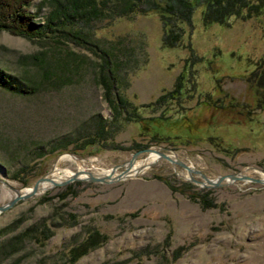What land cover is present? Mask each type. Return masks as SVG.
<instances>
[{"label":"rangeland","instance_id":"obj_1","mask_svg":"<svg viewBox=\"0 0 264 264\" xmlns=\"http://www.w3.org/2000/svg\"><path fill=\"white\" fill-rule=\"evenodd\" d=\"M202 6L172 47L161 43L155 12L64 24L39 39L0 29V69L25 87L0 86V204L14 188L49 176L61 155L74 161H64L69 171L60 168L59 176L116 164L114 172L130 173L50 185L1 210L0 264H264L263 183L204 186L164 158L146 165L154 152L124 166L136 149L154 147L210 178L237 171L264 177V7L203 25ZM28 8L40 20L48 6L32 0ZM105 49L122 58L120 67L130 64L120 91L133 104L170 89L181 71L180 104L141 108L151 116L144 126L114 119L96 80ZM187 56L194 60L186 64ZM97 119L105 121L99 135ZM95 232L105 238L87 245ZM83 242L86 250L72 259L69 249Z\"/></svg>","mask_w":264,"mask_h":264},{"label":"trees","instance_id":"obj_2","mask_svg":"<svg viewBox=\"0 0 264 264\" xmlns=\"http://www.w3.org/2000/svg\"><path fill=\"white\" fill-rule=\"evenodd\" d=\"M31 1L0 0V29L39 39L48 36L50 32L58 30L57 28L64 24L74 26L83 21L88 23L89 20L96 18L155 12L161 23V43L167 47L182 44L183 23H191L192 13L198 4H203L199 11V18L203 25L213 22L228 23L231 17L246 18L259 13L264 7V0H196L195 3H192V0H164L163 4H159L156 0H40V5L46 3L48 9L40 20H35L37 10L31 11L28 8ZM100 57L102 61L98 64L96 80L102 87V97L110 107L114 119L121 117L144 126L151 116L142 115L141 108L151 107L154 110L156 107L172 102L176 106L180 104L177 100L181 98V82L185 76L181 71L170 89L159 93L150 101L133 104L120 91L128 84L124 73L130 64L127 67H120L119 59L122 58H119L113 49H105ZM184 60L188 64L194 59L187 56ZM185 62L182 69L185 67ZM188 75H190L189 69H187ZM258 80L259 83L264 84V69L260 71ZM0 86L14 91L25 90V87L18 84L11 74L2 69H0ZM193 106L192 104L186 108L191 109ZM186 108L182 105L180 109L175 107V114L178 117L183 116ZM170 115L163 116L166 118L171 117ZM96 122L95 134L99 135L104 132L105 121L97 119ZM209 204L211 203H204L206 206ZM98 234V232H95L94 236L90 234L85 243L90 245L93 240H100L97 237L105 238V235L98 236ZM83 247H85L84 242L69 249L72 259L86 250Z\"/></svg>","mask_w":264,"mask_h":264},{"label":"water","instance_id":"obj_3","mask_svg":"<svg viewBox=\"0 0 264 264\" xmlns=\"http://www.w3.org/2000/svg\"><path fill=\"white\" fill-rule=\"evenodd\" d=\"M141 152H154L156 154V156L151 161L146 163V165L154 162L158 158H164L170 161L171 163L175 162L179 164L181 167H183L187 171V174L191 180L198 182L204 186H218V185H222L224 183H227V182H230L236 179H250V180L261 182L264 184V177H252V176L246 175L242 171L230 172L226 174H219L214 178H210L206 174L201 172L199 169L191 167L190 165H188L187 163H185L178 157H175L174 155H171L170 153H167L163 150H160L159 148H154V147H145V148L136 149L135 151L131 153L130 158L128 159V161L126 162L124 166L128 168V166L135 159V157ZM118 166L119 164L112 165L107 172H101V173H94V172L86 171L85 173L87 175L86 177L79 175L80 172H82L81 170H75L71 172L69 175L59 180H55L52 177L47 176L48 172H46L35 179V181L31 184L30 189L21 190L20 188H14V195L11 198H9L6 202L0 204V211L6 209L8 206L16 202L18 199L26 198L33 194H36L37 185L42 180H48L51 183L50 185L64 184V183H67L77 178H83L87 180L100 181V182H107V181H113V180L120 179L130 174V173H127L126 171L127 169L124 171L114 172ZM192 172L197 173L201 179H194V177L192 176Z\"/></svg>","mask_w":264,"mask_h":264},{"label":"bare ground","instance_id":"obj_4","mask_svg":"<svg viewBox=\"0 0 264 264\" xmlns=\"http://www.w3.org/2000/svg\"><path fill=\"white\" fill-rule=\"evenodd\" d=\"M152 153V152H151ZM150 154V153H149ZM172 155V154H171ZM149 156L150 155H148V157L144 160V161H146L147 163L149 162V161H151L155 156H156V154L154 153V156L151 158V159H149ZM74 161V159L70 156V155H61L60 156V158H59V160L57 161V168L56 169H54L53 168V171H52V173L49 175L50 177L52 176V178L53 179H55V180H59V179H62V178H64L65 176H59L60 174L58 173V169H60L61 168V164L64 162V161ZM139 165H142L141 163L139 164ZM63 170H68L66 167L65 168H61V171H63ZM69 171V170H68ZM138 171H140V170H138ZM137 171V172H138ZM107 172V171H106ZM135 172V171H134ZM86 171H83V172H80V176H87L86 174ZM54 176V177H53ZM263 176H264V174H263ZM50 182L48 181V180H42V181H40L39 183H38V185H37V189H36V193H38V192H41V191H43L44 189H46L48 186H50ZM30 189V188H29ZM26 190H28V189H26Z\"/></svg>","mask_w":264,"mask_h":264}]
</instances>
